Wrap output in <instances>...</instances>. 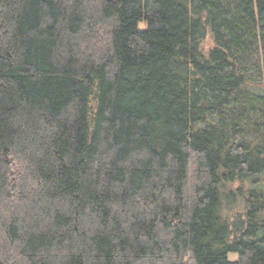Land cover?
<instances>
[{"label":"trees","instance_id":"1","mask_svg":"<svg viewBox=\"0 0 264 264\" xmlns=\"http://www.w3.org/2000/svg\"><path fill=\"white\" fill-rule=\"evenodd\" d=\"M0 264H264V0H0Z\"/></svg>","mask_w":264,"mask_h":264},{"label":"rangeland","instance_id":"2","mask_svg":"<svg viewBox=\"0 0 264 264\" xmlns=\"http://www.w3.org/2000/svg\"><path fill=\"white\" fill-rule=\"evenodd\" d=\"M141 27L144 28L145 24H142ZM241 212H243V207L241 205L234 206V208L232 207V209L229 211L230 218H233V217L239 215ZM230 258L234 260L235 258H237V255L231 254Z\"/></svg>","mask_w":264,"mask_h":264}]
</instances>
